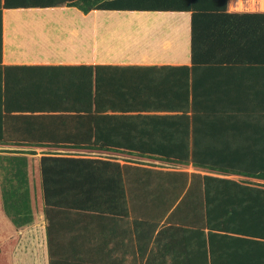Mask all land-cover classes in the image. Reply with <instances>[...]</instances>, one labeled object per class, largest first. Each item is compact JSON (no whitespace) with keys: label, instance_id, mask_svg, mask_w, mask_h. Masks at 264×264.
Masks as SVG:
<instances>
[{"label":"trees","instance_id":"trees-1","mask_svg":"<svg viewBox=\"0 0 264 264\" xmlns=\"http://www.w3.org/2000/svg\"><path fill=\"white\" fill-rule=\"evenodd\" d=\"M59 5L75 6L84 13L93 9L191 11L195 55L202 22L212 27L225 23L230 28L233 17L251 15L227 12L228 0H0V12L2 7ZM9 67L5 66L4 72L0 70V143L63 144L68 141L78 148H124L138 151L133 154L150 161L157 160V165L191 163L206 171L189 174L181 169L121 164L112 157L62 153L35 157L34 152L1 154V190L7 213H28L39 201L45 215L50 216L49 264H72V260L80 264H103V250L86 247L88 241L102 240L104 217L113 213L127 215L135 200L146 216L145 226H152V233L169 213L165 221L169 224L157 233L159 240L162 230H169L170 248L176 249L170 253L180 254L179 260L174 258L169 264H217L215 260L230 259L231 246L243 243L253 246L256 262L264 264L263 110L251 112L237 104H214L198 110L190 102L191 94H195L191 90L189 71L169 84L149 82L140 86L134 81H121L117 86L113 80L107 81L108 72L102 71L103 66H81L82 82L71 84L78 91L64 94L67 90L59 82L57 70L65 66L12 67L31 70V79L10 78ZM112 87L123 93L118 94V98L109 96L107 92L113 90ZM153 87L157 90L155 97L141 94V90L147 92ZM198 87L196 83L194 89ZM125 89L130 90L128 95ZM61 97L64 100L59 103ZM68 97L73 98V102L68 103ZM24 98L40 99L42 103L36 106L45 111L71 108L77 113L84 112L86 115L80 118L86 119L84 125L88 129L74 138L6 135L9 120L6 114L14 108L24 109ZM117 100L121 104L124 101L125 109L141 107L144 111L154 109L169 113L144 114L142 121L134 122L130 119L134 116L104 114L108 110L122 109L120 102L115 103ZM121 125L139 134L124 136L108 128ZM160 133L162 135H153ZM57 210L63 215L52 219V213ZM64 216L84 229L79 242L70 236V245L69 240L57 236L56 230ZM152 217L157 221L149 222ZM14 220L18 222V218ZM164 236L166 239L169 234L165 232ZM224 247L228 249L225 251ZM151 259L145 264L168 262ZM220 264H226V260Z\"/></svg>","mask_w":264,"mask_h":264},{"label":"crops","instance_id":"crops-1","mask_svg":"<svg viewBox=\"0 0 264 264\" xmlns=\"http://www.w3.org/2000/svg\"><path fill=\"white\" fill-rule=\"evenodd\" d=\"M243 1L242 6H238L239 0H228L227 12L251 14L233 17L230 28L225 23L226 27L224 24L212 27L201 23L198 28L196 55L192 49V12L188 10L93 9L84 13L79 8L68 5L45 8L2 7L0 70L2 68L4 72L5 66H10V78L23 76L31 79V70H16L12 67L65 66L57 70L58 80L67 90L64 94L78 91L71 84L82 82L84 70H81V66H103L102 71L108 72L107 81L113 80L112 83H117V86L121 81H134L135 85L149 82L169 84L177 76H185L189 71L191 90L195 94H191L190 102L198 110L203 111L205 106L214 104H237L243 110H263L264 113V6L261 5L262 0ZM45 10L55 12L44 13ZM196 83L199 85L198 89H194ZM124 91L126 95L130 92L127 89ZM121 93L123 91L116 90V87L107 92L109 96L116 98ZM141 94L153 98L157 95V90L153 87L147 92L141 90ZM62 99L63 97L58 102L62 103ZM67 100L68 103L73 102L71 97ZM119 102L115 101L116 104ZM41 103L40 99L31 101L30 98H24V109L14 108L6 114L9 120L5 134L74 138L81 135L84 129H88L84 125L86 119L80 118L86 113H77L78 111L71 108L65 111H45L36 106ZM123 103L124 101L119 104L122 109L108 110L104 114L134 116L130 118L134 122L142 121L141 116L144 114L169 113L153 111L154 109L144 111L141 107L125 109ZM108 128L124 136L139 134L134 130L129 132L124 125L120 128ZM30 152L111 153L117 155L115 160L121 164L152 167L131 162L129 159H147L133 154L138 151L131 149L78 148L68 141H63V144L0 143V155ZM40 156L35 154V157ZM153 161L157 163V160ZM182 166L185 168L182 169ZM175 169L189 174L206 173L191 163L178 164V168L168 170ZM1 180L3 179H0V261L7 264H49L47 230L50 216L45 215L39 201L35 202L33 208L30 207L28 213H7L3 205ZM139 207L135 200L127 215L113 213L109 217L105 216L102 240L96 241L92 238L88 241L86 247L103 250V264H145L151 257V260H168V264L174 258L179 260L180 254L170 253L176 251L175 248H170L171 232L162 230L163 236L159 240L157 238L160 228L169 224L165 222L169 213L152 233L153 228L150 225L145 226L146 216ZM60 215L63 214L57 210L52 213V219ZM13 218H18L19 225ZM154 221H157L156 217L149 220ZM72 222L68 216H64V220L59 223L62 225L56 230L57 236L69 240L70 245V236L79 242L84 232L78 222ZM165 232L166 235L169 234L166 239ZM164 248L166 252L163 253ZM224 248L225 251L228 249ZM252 248L247 243L233 245L230 248V259L222 260H226V264L256 262ZM144 252L147 253L146 256ZM222 260L215 262L220 264ZM76 261L78 260H72V264L81 263Z\"/></svg>","mask_w":264,"mask_h":264},{"label":"rangeland","instance_id":"rangeland-1","mask_svg":"<svg viewBox=\"0 0 264 264\" xmlns=\"http://www.w3.org/2000/svg\"><path fill=\"white\" fill-rule=\"evenodd\" d=\"M55 10H45L44 13H54ZM43 152L41 153H35L36 155H42ZM70 155H80V156H93V157H112V158H118L117 156H115V154H111L109 153V155L111 156H107V154H103V153H92V152H80V153H70ZM122 158V157H120ZM131 160V159H130ZM154 160V159H153ZM153 160H149V159H144V160H139V159H133L131 160V162H136L138 164H144V165H149V166H152L153 168H160V169H171V168H178V165H174V164H169V165H157L156 163L153 162ZM184 166H182V169ZM233 176V175H232ZM233 177L235 178H238L239 176L237 175H234ZM1 179V178H0ZM251 181H259V180H256V179H251ZM32 210V209H31ZM10 250H13L12 248H10ZM35 260V259H34ZM0 264H7V263H4L2 261H0Z\"/></svg>","mask_w":264,"mask_h":264},{"label":"bare ground","instance_id":"bare-ground-1","mask_svg":"<svg viewBox=\"0 0 264 264\" xmlns=\"http://www.w3.org/2000/svg\"><path fill=\"white\" fill-rule=\"evenodd\" d=\"M247 1V0H246ZM251 2H253V0H250ZM243 0H239V3H238V6H242V4H243ZM254 3H255V1H254ZM262 4V6H264V0H262V2H261ZM243 8V7H242ZM241 9V8H240ZM264 9V8H263Z\"/></svg>","mask_w":264,"mask_h":264},{"label":"clouds","instance_id":"clouds-1","mask_svg":"<svg viewBox=\"0 0 264 264\" xmlns=\"http://www.w3.org/2000/svg\"><path fill=\"white\" fill-rule=\"evenodd\" d=\"M45 154H46V153H45ZM175 165H178V164H175ZM181 165H182V164H181ZM229 176H230V177H233L234 175H233V176H232V175H229Z\"/></svg>","mask_w":264,"mask_h":264}]
</instances>
